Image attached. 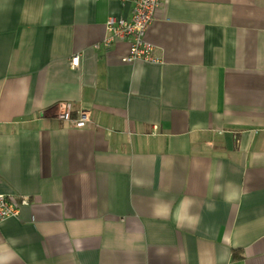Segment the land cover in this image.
<instances>
[{"label": "crops", "instance_id": "crops-1", "mask_svg": "<svg viewBox=\"0 0 264 264\" xmlns=\"http://www.w3.org/2000/svg\"><path fill=\"white\" fill-rule=\"evenodd\" d=\"M130 10L0 0V264H264V0H165L124 64Z\"/></svg>", "mask_w": 264, "mask_h": 264}, {"label": "built area", "instance_id": "built-area-1", "mask_svg": "<svg viewBox=\"0 0 264 264\" xmlns=\"http://www.w3.org/2000/svg\"><path fill=\"white\" fill-rule=\"evenodd\" d=\"M121 3H130L129 18L111 16L105 23L109 34L105 45L119 41H128L129 49L121 58L124 64H131L137 60L154 62L153 46L146 41V33L151 26L155 14L160 10L165 0H117ZM70 68L76 69L79 65V55L70 58ZM57 118L70 124L75 129H83L90 123L88 112L80 111L72 116V105L69 102L59 104ZM25 200H18L11 196L0 194V222L8 218H16L20 213Z\"/></svg>", "mask_w": 264, "mask_h": 264}]
</instances>
